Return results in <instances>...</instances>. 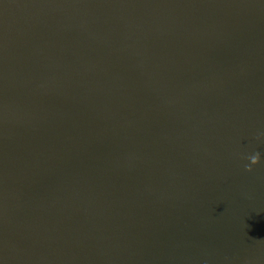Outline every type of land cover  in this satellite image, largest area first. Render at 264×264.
Instances as JSON below:
<instances>
[{
  "label": "water",
  "instance_id": "water-1",
  "mask_svg": "<svg viewBox=\"0 0 264 264\" xmlns=\"http://www.w3.org/2000/svg\"><path fill=\"white\" fill-rule=\"evenodd\" d=\"M0 264H264V0H0Z\"/></svg>",
  "mask_w": 264,
  "mask_h": 264
},
{
  "label": "clouds",
  "instance_id": "clouds-1",
  "mask_svg": "<svg viewBox=\"0 0 264 264\" xmlns=\"http://www.w3.org/2000/svg\"><path fill=\"white\" fill-rule=\"evenodd\" d=\"M248 159L250 160V165H246V170L247 171H252V167L251 165H256L260 162V154L259 152H257L256 154L248 157Z\"/></svg>",
  "mask_w": 264,
  "mask_h": 264
}]
</instances>
